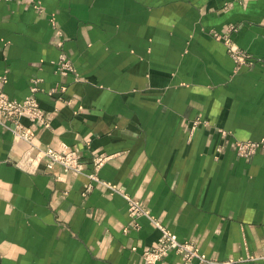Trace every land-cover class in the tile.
<instances>
[{
    "label": "crops",
    "instance_id": "crops-1",
    "mask_svg": "<svg viewBox=\"0 0 264 264\" xmlns=\"http://www.w3.org/2000/svg\"><path fill=\"white\" fill-rule=\"evenodd\" d=\"M40 1L0 0V88L23 99L39 79L36 141L85 170L21 169L28 144L0 123V264H149L152 217L213 260L188 264H264V146L236 149L264 138V0ZM230 25L253 65L214 35Z\"/></svg>",
    "mask_w": 264,
    "mask_h": 264
},
{
    "label": "built area",
    "instance_id": "built-area-1",
    "mask_svg": "<svg viewBox=\"0 0 264 264\" xmlns=\"http://www.w3.org/2000/svg\"><path fill=\"white\" fill-rule=\"evenodd\" d=\"M25 1H30L37 7H41L40 0ZM234 29L235 26L230 25L225 31H214V35L228 44L229 51L238 67L243 64L253 65L255 60L252 55L248 51L232 43L230 33ZM262 63L264 66V61ZM56 64L57 71L61 74L66 75L69 72L75 71L73 63L66 54H61ZM5 78L6 76H3V80H5ZM38 80L39 79H33L34 85L31 87L32 92L23 99L12 98L4 89L0 88V123L11 130L16 139L23 140L28 144L27 150H25L20 159L16 161V164L21 169L30 173L38 171L43 163L47 169H52L55 165L59 164L63 166L65 170L84 172L85 165L77 149H73L66 145H61L59 148H54L50 145L43 146L40 142L36 141L37 129L50 125L48 113L41 106L35 94L38 90L36 85ZM64 89V85L60 86V90ZM54 90V88L51 89L50 93H53ZM23 117L28 118L31 124H25L22 120ZM198 122L197 120L195 123ZM262 146H264V138L259 141L244 140L236 143L238 153L243 156L255 153L256 150ZM104 159V156L97 157L96 166L99 167ZM89 176L98 179L95 173L89 174ZM128 202L132 217L135 218L140 214H149L138 200L128 197ZM152 219L161 229V236L156 244L144 251V259L149 264H156L158 260L168 255L171 251L180 253L186 264L190 263L195 258L200 261L213 262L206 253L200 250L195 242L180 240L170 229L160 223V221L153 217ZM232 263L233 261L229 260L224 264Z\"/></svg>",
    "mask_w": 264,
    "mask_h": 264
},
{
    "label": "rangeland",
    "instance_id": "rangeland-1",
    "mask_svg": "<svg viewBox=\"0 0 264 264\" xmlns=\"http://www.w3.org/2000/svg\"><path fill=\"white\" fill-rule=\"evenodd\" d=\"M69 58H70V57H69ZM70 60H71V58H70ZM71 62H72V60H71ZM236 65H237V63H236ZM197 120L199 121V120H201V119H197Z\"/></svg>",
    "mask_w": 264,
    "mask_h": 264
}]
</instances>
